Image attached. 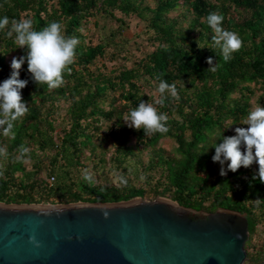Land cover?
Here are the masks:
<instances>
[{"label": "trees", "instance_id": "1", "mask_svg": "<svg viewBox=\"0 0 264 264\" xmlns=\"http://www.w3.org/2000/svg\"><path fill=\"white\" fill-rule=\"evenodd\" d=\"M213 12L242 40L227 62L207 24ZM4 16L31 19L35 30L58 22L80 43L58 88L38 85L27 61L22 65L19 78L28 83L21 94L29 111L14 123V138L0 133L8 153L0 156V202L167 198L206 213L238 211L249 221L245 264L264 263V243L255 244L264 225L258 163L221 176V165L212 160L219 134L235 135L236 127H248L239 123L252 108L264 107V0H0ZM141 24L145 37L136 34L142 41L131 44L127 32ZM10 27L0 30V83L10 77L13 57L26 55L15 34L7 35ZM209 57L217 63L214 72L208 71ZM158 76L176 84L179 99L166 92L164 105L156 103ZM142 101L168 116L167 133L145 135L124 121ZM21 145L30 149L22 161ZM85 170L94 178L91 185Z\"/></svg>", "mask_w": 264, "mask_h": 264}, {"label": "water", "instance_id": "2", "mask_svg": "<svg viewBox=\"0 0 264 264\" xmlns=\"http://www.w3.org/2000/svg\"><path fill=\"white\" fill-rule=\"evenodd\" d=\"M249 239L247 214L206 213L167 198L0 202V264H245Z\"/></svg>", "mask_w": 264, "mask_h": 264}, {"label": "clouds", "instance_id": "3", "mask_svg": "<svg viewBox=\"0 0 264 264\" xmlns=\"http://www.w3.org/2000/svg\"><path fill=\"white\" fill-rule=\"evenodd\" d=\"M207 24L214 35L212 41L214 47L221 49V55L225 62L232 58V54L242 47V40L238 33L225 29L222 26L224 17L222 14L209 13ZM11 24L7 32L9 37L15 34V42L19 48H26V55L19 58L13 57L11 61L12 73L9 78L0 83V133L5 137H15L14 123L29 111V106L23 100L21 90L26 87L28 81L19 78L20 70L27 61V70L32 79L38 85H47L49 89L60 87L64 83L65 71H70L69 65L74 62L76 47L80 43L75 36H66L62 25L51 22L41 30H35L31 19L11 20L7 16L0 18V30ZM199 46V45H198ZM200 47V46H199ZM210 65L208 71H216L217 63L213 64L211 57L207 59ZM160 81L157 91L161 99L156 101L164 105V94L167 92L171 97L179 99L175 83L169 84L159 76ZM128 126L136 130H143L145 135L155 133H167L168 116L159 113L153 103L140 102L138 107L130 110L124 120ZM248 127H236L235 135L224 136L219 134L220 143H215L213 162L221 165L220 175L224 176L227 171L236 172L241 167L248 168L255 161L259 165L258 178L264 183V107L257 105L252 108L240 123ZM217 140V141H218ZM245 150H241V146ZM30 149L21 145L19 147L18 160H24ZM5 147H0V156L7 157ZM227 162V169L223 165ZM83 179L90 185L94 178L87 170L83 173ZM121 182L127 181L121 177ZM253 179H256L254 176ZM105 218L108 212H104Z\"/></svg>", "mask_w": 264, "mask_h": 264}, {"label": "rangeland", "instance_id": "4", "mask_svg": "<svg viewBox=\"0 0 264 264\" xmlns=\"http://www.w3.org/2000/svg\"><path fill=\"white\" fill-rule=\"evenodd\" d=\"M136 34H140L141 37H145L144 26L142 24L139 25V27H137V29H133V30H130L127 32V36L130 39L131 44H133L135 41H138V40L142 41V39H139L138 37H136ZM144 49H145V47H144ZM109 68H112V67L110 66ZM162 146H164L168 150L172 149V143L171 142H165L162 144ZM242 150L244 151L245 149L242 148ZM114 175H115V172L112 173V176H114ZM262 243H264V225L259 227L258 236L255 239V244L261 245Z\"/></svg>", "mask_w": 264, "mask_h": 264}, {"label": "flooded vegetation", "instance_id": "5", "mask_svg": "<svg viewBox=\"0 0 264 264\" xmlns=\"http://www.w3.org/2000/svg\"><path fill=\"white\" fill-rule=\"evenodd\" d=\"M194 219H200V216L198 215V216H194Z\"/></svg>", "mask_w": 264, "mask_h": 264}, {"label": "bare ground", "instance_id": "6", "mask_svg": "<svg viewBox=\"0 0 264 264\" xmlns=\"http://www.w3.org/2000/svg\"><path fill=\"white\" fill-rule=\"evenodd\" d=\"M176 209H179V208H176ZM179 210H183V209H179Z\"/></svg>", "mask_w": 264, "mask_h": 264}]
</instances>
